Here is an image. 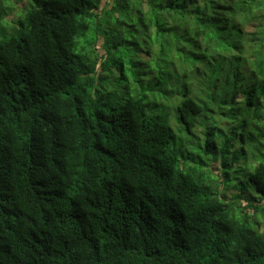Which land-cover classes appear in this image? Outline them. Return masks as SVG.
I'll return each mask as SVG.
<instances>
[{
    "label": "trees",
    "instance_id": "trees-1",
    "mask_svg": "<svg viewBox=\"0 0 264 264\" xmlns=\"http://www.w3.org/2000/svg\"><path fill=\"white\" fill-rule=\"evenodd\" d=\"M262 139L264 0H0V264H264Z\"/></svg>",
    "mask_w": 264,
    "mask_h": 264
},
{
    "label": "rangeland",
    "instance_id": "rangeland-1",
    "mask_svg": "<svg viewBox=\"0 0 264 264\" xmlns=\"http://www.w3.org/2000/svg\"><path fill=\"white\" fill-rule=\"evenodd\" d=\"M23 3H25V2L24 1L20 2V4H22V5H23ZM192 82L197 87V82L194 80V78H193ZM160 102H162L163 104L167 103L166 101H163V100L162 101L157 100V103H160ZM163 106H159V104H158V106L156 107V113H158V114L167 113V111L163 109L164 108ZM166 107H167V105H166ZM168 121H169L172 129L175 131V133L177 135L178 143H180L181 145H183L187 149L192 150L193 152H195L196 156L193 155V157L195 159L200 158L199 155L202 154L200 147L204 146V141H205L204 135L203 134H202V136L199 135V138H198V137H195L194 135L191 136L190 134H187L186 132L181 131L179 129V125H178V123L176 121V118H175V112H174V110L172 108H170V110H169ZM220 126H222V125H220ZM198 132H199L198 130H195L194 134L197 135ZM248 132L249 131H246V132L243 131V133H239V135H236L235 133H233L231 135L232 136L231 147L233 145V147L238 148V146L240 147L241 145H244V148H245L243 153L241 154V160L239 161L240 164L236 165V166H240L239 169L240 168H244L245 164L247 162H250V161L253 160L252 158H254V157H259L260 158L261 157L260 151L254 150L255 145L252 144V139L254 138L253 135L249 134ZM242 141H243V143H242ZM262 141H264V139H262ZM235 148H231V149L235 150ZM198 151H199V154L197 153ZM212 154L213 153H210L209 155L211 156ZM201 158L204 159L206 162H209L208 157H206L205 155H203ZM258 160H260V159H258ZM187 161H188V166H193L194 165L193 162H191L190 160L187 159ZM196 161H198V160H196ZM211 166H212V169H213L214 173H217L218 172L217 163L213 162L211 164ZM237 171H238L237 169H235L234 171H231L229 178H224V176H223L224 180H222V181L219 180V185L221 187H223V188H227L228 185L230 184L231 188L233 190H236L237 192L238 191H242L245 188L252 189V190L255 191L256 195L259 198L263 199V201H264V194L258 193L254 189V187L250 184V182L248 180V176L246 178V181L245 180H241V181L236 180ZM210 176L212 177V175H210ZM233 194L234 193H233L232 190L225 191V199L227 201H229L232 198ZM240 202H241L242 205L245 204V202H243L242 200L239 199L238 203H240ZM248 212L251 213L252 210H248ZM255 218L257 220H259V225H260L261 229L264 230V211L257 212Z\"/></svg>",
    "mask_w": 264,
    "mask_h": 264
}]
</instances>
